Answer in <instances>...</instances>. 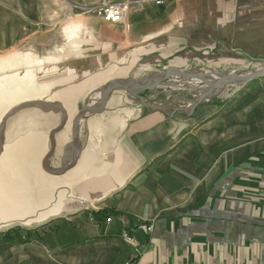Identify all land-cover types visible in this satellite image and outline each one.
<instances>
[{"label":"crops","instance_id":"obj_1","mask_svg":"<svg viewBox=\"0 0 264 264\" xmlns=\"http://www.w3.org/2000/svg\"><path fill=\"white\" fill-rule=\"evenodd\" d=\"M129 21L126 37L121 27L105 21L102 45L97 46L103 53L99 69L80 72L91 77L104 71V83L131 80L128 73L133 68L136 79L139 65L153 67L171 60L183 66L202 57L200 51L235 63L264 60V0H176L147 6ZM143 58L145 62H137ZM110 67L119 72H107ZM258 79L232 107L240 108V114L230 121L225 115L221 137L204 134L208 145L199 153L179 146L134 191L113 195L119 198L116 203L109 196L145 169L154 155L168 152L177 137L170 136L165 116L147 114L139 104L103 121L120 123L113 130H105L100 122L105 145L114 147L106 153L110 158L97 149L96 156L87 155L72 170V149L66 158L67 175L51 176L57 186L62 177L66 189L74 184L85 199L99 197L91 201H101L99 205L69 207L59 216L61 210L50 225L53 220L62 224L48 228L44 238L17 246L15 252H3L1 264H264V78ZM92 85L88 88L95 89ZM65 88L53 92L70 109L76 105L68 100L75 99ZM104 115L93 114L86 121L95 127ZM217 139H223L219 149ZM218 150L224 151L223 165L217 162ZM61 153L56 150L50 165L57 167ZM90 159H95L91 167ZM111 170L115 175L106 177ZM100 180L105 187L93 189ZM108 192V198L99 196ZM63 217L66 220H60ZM147 224L154 225L150 234L143 228ZM126 231L133 242L125 239Z\"/></svg>","mask_w":264,"mask_h":264},{"label":"rangeland","instance_id":"obj_2","mask_svg":"<svg viewBox=\"0 0 264 264\" xmlns=\"http://www.w3.org/2000/svg\"><path fill=\"white\" fill-rule=\"evenodd\" d=\"M118 1L121 2L124 0H110V3H118ZM94 2L100 1L0 0V68L3 69L5 66L9 65L12 66L11 69L8 68L3 72L8 74L14 73L17 70L19 73L25 70H34L23 79H11L12 77H5V80L1 81V84L3 85L8 83L7 86L9 87L6 95L9 99L13 95V101H16L17 98H20V100L23 98H41L42 95L49 90V88H53L54 85L62 83L64 84L63 87H66V85L71 86L69 95H72L73 99L75 98L77 102L75 106V114H77L81 107L88 102L87 98L100 91L103 85L109 81L108 80L104 83V71L101 70L102 72L99 74L91 76L89 78L87 88L82 89L79 88L83 84L82 79L65 81L64 75L61 73L62 69L71 72L72 75L79 73L83 74L84 72H80L83 69H99L98 59L99 57H102L103 53L97 52V46L102 45L100 42L103 39V27L106 26V23L101 17L82 8L84 7L82 5H90ZM107 23H109L108 26L117 25L118 27H121L120 31L123 33L124 37L130 34L132 25L131 21H128L127 25H118L110 22ZM74 25L80 26V31L73 29ZM70 37L71 45L68 41ZM74 41H76V46L73 44ZM70 47H72L73 53L68 55ZM13 54H17L16 58L12 56ZM156 54H158V51L154 50L153 56ZM199 54L200 56H203L198 57L196 60H192L183 66L175 65L171 60L168 62L154 63L155 66L153 67L139 65L136 69L139 76L136 77V79L139 80L160 76L168 67H174L191 74H203L206 75L208 79H213L214 74H225L229 71H234V73L237 74H245L254 71V69H260V66L261 68L264 67V60L246 59L243 60V62L235 63L230 60H224L222 56H217V58L211 59V52L209 51H200ZM49 57H58L57 59L59 61L52 60L51 62H53V64H50L51 62L49 60L53 58ZM40 59L41 61L38 65V61ZM145 61V58H143L137 62L141 63ZM114 70V67H110L106 71L113 72ZM132 70L133 68L128 73V76H131V80H136L132 78L135 73ZM0 74L2 73L0 72ZM84 75L87 77L88 73H84ZM141 75L144 76L140 77ZM255 82H257L256 79L247 81L244 85H237L230 82L226 84L222 90L212 96L206 97V100H202L196 106L194 102L198 99L200 89L195 88L193 81H180L177 85H166L154 92L149 90L141 91L139 95L147 98V103L155 108H149L143 105L139 98L125 90H117L111 94L108 106L105 109V115L104 117H99V121L95 127L86 121V119L92 116V114L86 115L81 121L78 133L80 144L74 148V150H76V155L73 154V152L69 153L68 157L70 156L72 162L68 167L74 169L73 167H75L76 164L83 161L85 158L84 152H86L90 145H95L96 147L90 153L88 152L89 155L94 153L91 156H96L97 153L106 154L108 149L111 151V149L114 148L105 145L106 140L101 127L98 125L100 122L105 126V130H113V127L120 126V123L107 122L104 124V122L108 119L112 120L114 117L118 118L123 116L126 111L130 112L131 108L137 104H139L140 107L142 106V110L147 114L151 113L153 115L165 116L167 118L166 120L168 122V131L170 136H173L174 138L177 137V139H174L175 143L169 147L170 149H168V152L154 155L152 161L145 169L139 171L136 176L129 179L126 185H124L121 190H118L117 193L114 192L115 194L112 193L110 195V197L118 194H125L127 196L130 191H134L136 189L137 185L147 175L155 173L156 170H158L160 162L164 161L168 155L174 153L175 149L179 146H185L188 148L191 147L193 151L199 153L204 151L202 147L208 145V139L204 136V134H216L221 137L223 135L222 133L224 131L226 118L230 121L236 114H240V108L232 109V107L239 104L242 93ZM91 83L96 85L95 89H92L91 87L88 88ZM36 86L37 88H35ZM17 88H19V91ZM14 91H17L20 95H17ZM27 94H30V96ZM55 94V92H52V100L57 99ZM129 114L132 115L134 112ZM49 115L50 117L47 120L46 117ZM31 119H35L37 121L34 120L35 122L32 123ZM61 119L62 115L60 113L56 114L51 112L48 114L42 112L38 108H25L10 117L4 126L1 133L4 151L2 153L3 155L0 156V162L3 161L0 165V173L2 176V180L0 179V182L3 181L9 185V188H11V190L15 192L18 197H20V199H24L25 197L28 198L30 200V207L28 212H23L21 206L14 209V211L21 209L20 211L25 214L24 216H11L9 213V201H6V198L1 195V191L5 190L7 186H0V254L3 252H15L16 247L19 245L31 242L34 239L44 238L49 232L48 228H56L58 225L54 226V224H62L63 221H56L58 222L56 223L53 220L50 225L54 215H49L48 217L40 219L34 218L31 222L28 220L30 217H37L40 213H42V211L46 210V207H52V205L56 204L57 200H59L62 196L69 200V203H72L75 207L83 208V206L91 207L99 205L96 204L97 202H91L99 199V197L91 200V197L88 196L85 199L84 195L75 192L78 187L75 188L74 184L69 186L70 189H66L63 177L60 180V185H55V181L51 179V176L53 175L48 174L41 165L45 155L50 149V131L60 124ZM96 127L99 128L98 132ZM66 129L67 128L64 130ZM34 134L36 135L35 137L37 142L39 140L37 143L38 146L34 145L24 147L23 144H25L27 140L31 139V137L33 138ZM70 135L71 131L68 133L67 140H69V137L71 138ZM27 136L29 137L27 138ZM67 140H65V142ZM65 142L60 141V143H57L58 147H56V150L58 149L63 151L68 145ZM222 142L223 139H217L218 149L221 145H223ZM35 146L37 149H35ZM33 147L34 149H32ZM119 148L120 147H118V150ZM97 149L103 151L95 153ZM223 153L224 151L220 152L218 150L217 154V162H221L222 165L224 163ZM16 154L20 155L18 156ZM11 155L13 158L12 161H9L8 158L11 157ZM105 156L107 160L110 158L107 157L108 154ZM94 160L90 159V167L92 166L91 162ZM77 161L79 162L77 163ZM31 162H34L33 167L30 166L32 164ZM58 163L59 160L57 161V167ZM53 164H55L54 161ZM50 167L54 169L57 168L52 165H50ZM112 173L113 172L108 174L106 177L112 175ZM88 175L90 177V174ZM113 175L115 174L113 173ZM22 177H24V180ZM107 180H110V178ZM41 181L45 185H43V183L41 184ZM88 182L90 183L91 180L89 179ZM96 184L101 185V188H103L106 183L105 181L100 180ZM25 189L28 190L26 191ZM107 194H110V192L99 196H105V198H108L106 197ZM111 200L116 203L119 198L112 197ZM97 209L98 207L93 210ZM64 213L66 214V212L62 210L59 213V216L65 215ZM60 220H66V218L63 217Z\"/></svg>","mask_w":264,"mask_h":264},{"label":"water","instance_id":"obj_3","mask_svg":"<svg viewBox=\"0 0 264 264\" xmlns=\"http://www.w3.org/2000/svg\"><path fill=\"white\" fill-rule=\"evenodd\" d=\"M178 74L183 75L187 78H202L204 83L209 87L205 90L204 94L200 96L195 102V106L199 104L202 100L209 96V94L216 88H218L222 84H226L231 81L242 80V81H250L253 79L264 78V68L261 70H254L248 72L246 74H225L218 78L217 80L211 81L206 77V75L199 74V73H187L180 69L174 67L166 68L165 72L160 76H155L152 78L146 79H139V80H124V79H112L109 80L107 83L103 85L101 88V100L98 105L90 106L88 102H86L81 109L74 115L71 124V138L68 145L62 151V154L59 159L58 167L56 169L50 167V159L56 152L57 147V135L61 133L67 126L69 122V114L67 110L58 102H48V101H29L24 102L12 110L8 111L5 116L3 117L1 124H0V156L4 151V145L2 143L1 133L4 129V126L7 120L14 116L17 112L25 108H38L44 113H60L62 115L61 122L58 126L50 131V149L48 153L45 155L42 167L43 169L50 175L53 176H61L66 171V155L74 149L76 146L80 144L79 142V125L81 121L84 119L86 115L89 114H104L105 109L108 106L110 96L113 92L117 90H125L135 97L139 98L143 105L149 108H155L152 105L147 103L148 99L139 95L141 91L149 90V91H158L165 86L167 80L171 77L177 76ZM88 113V114H86ZM86 114V115H85Z\"/></svg>","mask_w":264,"mask_h":264},{"label":"bare ground","instance_id":"obj_4","mask_svg":"<svg viewBox=\"0 0 264 264\" xmlns=\"http://www.w3.org/2000/svg\"><path fill=\"white\" fill-rule=\"evenodd\" d=\"M79 28H80V26H76V25H74V27H73V29H76L77 31H80L79 30ZM70 40H71V37L69 38V43H70ZM73 44H74V46H76V41H74L73 42ZM70 45H71V43H70ZM69 45V46H70ZM70 51L71 52H73V49H72V47H70ZM14 58H16V56H17V54H13L12 55ZM49 58H53V59H51V60H49L50 62L53 60H58L57 58H54V57H49ZM59 59H60V57H59ZM40 61H41V59L38 61V65L40 64ZM59 61V60H58ZM56 63V62H55ZM22 64H26V63H22ZM50 64H53V62H51ZM264 66V65H263ZM25 67V66H24ZM8 68H12V66H5L3 69H1L0 68V72L2 73V74H0V124H1V121H2V119H3V117L5 116V114L9 111V110H11L12 108H14V107H16V106H18V105H20V104H22V103H24V102H29V101H48V102H58L59 104H61L66 110H67V112H68V114H69V122H68V124H67V129L66 130H64L63 132H61V133H59L58 134V136H57V139H58V143H60V141L61 142H65V140H67V138H68V133L71 131V124H72V119H73V117H74V115H75V113H76V108L75 107H72V108H68L66 105H64V103L62 102V101H57V100H52L51 99V95H52V92L55 90V89H60V88H62L63 86H64V84H56V85H54V87L53 88H49V90H47V92L44 94V95H42V97L41 98H23L22 100H20V98H17V100L16 101H13V99H14V95L9 99V97L6 95V92H7V90H8V87L9 86H7V84L8 83H6V84H1V81H4L5 80V77L6 78H9V77H12L11 79H13V78H19V79H23V78H25L26 77V75H28V74H31L32 73V71H34V70H25V71H22L21 73H19V72H17V71H13L14 73H11V74H8V73H3L6 69H8ZM14 68V67H13ZM57 68V67H56ZM264 67H262L261 68V66H260V69H258V70H261V69H263ZM40 69V68H39ZM57 70H58V68H57ZM255 70V69H254ZM257 70V69H256ZM119 72V70L118 69H115L113 72ZM75 72H78V71H75ZM122 72V71H121ZM185 72V71H184ZM61 73L64 75V78H65V81H73V80H77V79H82L83 80V84L79 87V88H82V89H86L87 88V85H88V81H89V78L90 77H86L85 75H84V73H86V72H84L83 74H73L72 75V73L71 72H68L67 70H65V69H62V71H61ZM207 73H211V72H207ZM232 73H234V71H229V72H227V73H225V74H232ZM225 74H214V78L213 79H210L211 81H213V80H217L218 78H220L221 76H223V75H225ZM246 74V73H245ZM213 75V74H212ZM32 76V75H31ZM177 77V78H176ZM209 77V76H208ZM185 80H188V81H193V85H195V88H199L200 90H199V94H198V98L200 97V96H202L203 94H204V92H205V90L206 89H208L209 87L204 83V81H203V79L202 78H192V79H190V78H187V77H185V76H181V75H177V76H174V77H171V78H169L168 80H167V82H166V84H165V86L167 85H177V84H179V82L180 81H185ZM228 83H230V82H228ZM228 83H226V84H228ZM231 83H235V84H237V85H244L246 82L245 81H242V80H236V81H231ZM50 84H53V83H50ZM225 83L224 84H222V85H220L218 88H216V89H214L210 94H209V96H212V95H214V94H216L217 92H219L220 90H222V88L226 85ZM164 86V87H165ZM228 86V85H227ZM35 88H37V86L35 87ZM67 88H70L71 89V86L70 85H66V88H65V90L66 91H68V89ZM17 90L19 91V88H17ZM123 91V90H122ZM14 93H16L17 95H20V93H18L17 91H14ZM66 93H64L63 95H62V97L65 95ZM68 94V93H67ZM123 94V93H122ZM27 95H29L30 96V94H27ZM69 95V94H68ZM101 90L100 91H98L97 93H95L94 95H92V96H90V97H88L87 98V100H88V103H89V105L90 106H94V105H98V103L100 102V100H101ZM195 96H196V94H195ZM61 97V98H62ZM115 97V96H114ZM121 98V97H120ZM127 98V97H126ZM75 99V98H74ZM115 99V98H114ZM126 100V99H125ZM184 100V99H183ZM187 100V99H186ZM197 100V99H196ZM206 100V99H205ZM68 102H74V104L76 105V101L75 100H72L71 101V99H69L68 100ZM121 102V101H120ZM167 104V103H166ZM191 104H192V102H191ZM176 106H178V105H176ZM183 106V105H182ZM191 108V107H190ZM131 111V110H130ZM48 114H50V113H48ZM86 114H88V113H86ZM85 114V115H86ZM49 117H50V115L49 116H47L46 118H47V120L49 119ZM37 118V117H36ZM35 119H31V122L32 123H34L35 121H37V120H35ZM99 128L97 127V132L99 131L98 130ZM101 133V132H100ZM99 133V134H100ZM32 135V134H31ZM38 135V134H37ZM34 137L32 138L31 136V139H29V140H27L26 142H25V144H23L24 145V147H27V146H34V145H36V146H38L37 145V143L39 142V140H38V142H37V139H36V135L34 134L33 135ZM43 136V135H42ZM29 136H27V138H28ZM26 138V137H25ZM37 138H39V137H37ZM101 139V138H100ZM21 140V139H20ZM24 141V140H23ZM22 141V142H23ZM45 141V140H44ZM99 141V140H98ZM67 142V141H66ZM69 142V141H68ZM41 143V142H40ZM46 143V142H45ZM44 145H46V144H44ZM89 145H90V143H89ZM17 146V145H16ZM35 146V149H37V147ZM6 148V147H5ZM18 148H19V145H18ZM47 148V147H46ZM94 148H96L95 147V145H90L89 147H88V149L86 150V148H85V150H86V152H84V155H85V157L87 156V155H89V153L94 149ZM29 149V148H28ZM32 149H34V147L32 148ZM9 150V149H8ZM31 150V149H30ZM22 151V150H21ZM25 152V151H24ZM89 152V153H88ZM3 155V154H2ZM16 155H18V154H16ZM20 155V154H19ZM18 155V156H19ZM24 155V154H23ZM17 156V157H18ZM22 157H24V156H22ZM80 157H82V156H80ZM12 158H13V156L11 155V157H9L8 159H9V161H12ZM19 159H21V158H19ZM18 159V160H19ZM85 160V159H84ZM8 161V160H7ZM8 161V162H9ZM27 161V160H26ZM31 161H32V159H31ZM3 162V161H2ZM2 162H0V165L2 164ZM79 161H77V163H78ZM13 163H14V161H13ZM29 163V162H28ZM32 163V162H31ZM34 163V162H33ZM32 163V164H33ZM36 163V162H35ZM10 164V163H9ZM15 164V163H14ZM30 165V166H34V164L33 165ZM37 164H39V163H37ZM82 164V163H81ZM42 165V164H41ZM29 167V166H28ZM0 168H1V166H0ZM38 168V167H37ZM74 168V167H73ZM3 169V168H2ZM28 169V168H27ZM32 170V169H31ZM34 170V169H33ZM71 170V169H70ZM72 170H74V169H72ZM76 170V169H75ZM21 171H23V170H21ZM5 172H7V171H5ZM34 172V171H33ZM38 172V171H37ZM74 172V171H73ZM82 172V171H81ZM111 172H113V170H111L110 172H108V174H110ZM26 173V172H25ZM66 174H65V176L67 175V172H65ZM8 174V173H7ZM107 174V175H108ZM44 175V174H43ZM42 175V176H43ZM63 175V174H62ZM106 175V176H107ZM25 176V175H24ZM70 176V175H69ZM88 176V175H87ZM105 176V175H104ZM36 177V176H35ZM40 177V176H39ZM72 177V176H71ZM70 177V178H71ZM2 178V176H1V173H0V179ZM24 177H22V179H23ZM81 178V177H80ZM101 177H99V179H100ZM131 178V177H130ZM2 180V179H1ZM21 180V179H20ZM24 180V179H23ZM42 180V179H41ZM67 180V179H66ZM36 181V180H35ZM39 181V180H38ZM43 181H44V179H43ZM13 182V181H12ZM37 182V181H36ZM45 182V181H44ZM19 183V182H18ZM34 183V182H33ZM41 184L43 183L42 181L40 182ZM2 185H5V186H7L6 188H5V190H2L1 192H2V194L1 195H3L6 199V201H9V213H10V215L11 216H19V215H22V216H24L25 214L23 213V212H28V209H29V207H30V200L28 199V198H24V199H20V197H18L17 196V194L15 193V192H13L12 190H11V188H9V185H7L6 183H4L3 181H1L0 182V186H2ZM38 185H39V183H38ZM43 185H45L44 183H43ZM128 185V184H127ZM124 186V185H123ZM18 187V186H17ZM126 187V186H125ZM99 188H101V185H99V184H96L95 183V186L93 187V189H99ZM62 189V188H61ZM26 190V189H25ZM28 190V189H27ZM26 190V191H27ZM36 190H39V189H36ZM60 190V189H59ZM24 191V190H23ZM62 191V190H61ZM117 191V190H116ZM21 192V191H20ZM29 192V191H28ZM24 193V192H23ZM117 193V192H116ZM40 194V193H39ZM47 194V193H46ZM115 194V193H114ZM110 197V196H109ZM53 200V199H52ZM72 201V200H71ZM4 202V201H3ZM2 202V203H3ZM70 201L69 200H67V199H65V197H60V199L59 200H57V202H56V204H54V205H52V207H46V210H44V211H42V213H40L37 217H30V218H28V220L31 222L34 218H45V217H48L49 215H58V213L61 211V210H64V209H67L68 207H70V206H73V204L71 203H69ZM50 203V202H49ZM36 204V203H35ZM98 204V203H97ZM49 205V204H48ZM86 205V204H85ZM17 206V207H16ZM21 206V209H22V211H20L21 209H17L18 211H14V209L15 208H19ZM44 208V207H43ZM71 208V207H70ZM69 208V209H70ZM22 212V213H20V212ZM65 214V213H64ZM9 215V216H10ZM69 215V214H68ZM55 219V218H54ZM18 224V223H17ZM39 225V224H38ZM25 227V226H24Z\"/></svg>","mask_w":264,"mask_h":264},{"label":"built area","instance_id":"obj_5","mask_svg":"<svg viewBox=\"0 0 264 264\" xmlns=\"http://www.w3.org/2000/svg\"><path fill=\"white\" fill-rule=\"evenodd\" d=\"M173 1L176 0H124L118 3H110L107 0H101L100 2H94L90 5H82L84 6L82 8L86 9L88 12L94 13L107 22L127 25L129 16L143 10L145 7H161ZM107 221L111 222L112 217L107 218ZM143 228L146 233L150 234L154 230V225L147 224ZM124 237L128 242L134 241V236L127 231Z\"/></svg>","mask_w":264,"mask_h":264}]
</instances>
